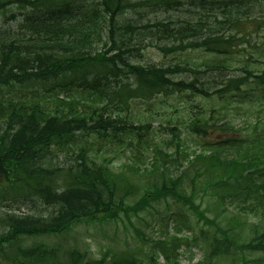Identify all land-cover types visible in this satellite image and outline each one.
Returning a JSON list of instances; mask_svg holds the SVG:
<instances>
[{"label": "trees", "instance_id": "16d2710c", "mask_svg": "<svg viewBox=\"0 0 264 264\" xmlns=\"http://www.w3.org/2000/svg\"><path fill=\"white\" fill-rule=\"evenodd\" d=\"M257 2L260 3L259 0H0V7L14 5L22 10L18 28L0 26V198L12 197L14 201L36 198L44 205L43 210L38 207L35 212L0 214V227H4L0 231V264H181L177 248H173L175 254L171 258L166 241H163L166 253L163 263L136 250L113 251L95 258L80 247L64 250L42 243L26 247L21 241L27 236L64 231L84 219L117 221L121 213L127 217L131 212L137 214L149 205L151 198L168 195L182 199L198 221L215 227L211 237L208 236L209 253L197 264L230 258L235 248L242 264H264V256L252 260L246 256L249 251H264V229H255L252 238L242 240L241 234H232L240 225L236 226L238 218L226 214L223 218L226 224L219 225L218 216L209 218L201 202L195 201L199 190L207 194L211 189L218 196L219 205L222 203L220 210H224L228 201L241 202L245 210H258L264 218L262 117L254 123L243 122L242 129L227 118H222L221 123L211 122L214 117L204 114L191 119L189 127L198 136L206 134L210 126L222 133L228 129L236 133L217 140L216 144L205 143L204 146L218 147L195 153L192 159L188 158L186 170L175 177L167 175L166 163L160 166L153 160L151 168L144 170L151 174L159 171L157 175L162 182L147 181L141 189L142 200L133 205L128 199L140 189L137 182L117 173L110 159L98 162L85 142L92 134L107 139L126 133L130 130L127 128H143L144 125L128 126L127 115L121 116L128 111L133 98L153 99L191 92L238 103L233 107L248 110L253 108V97L249 96L255 88H246L253 77L263 94L256 104L264 107V72L256 75L248 66L243 67L245 74L224 77L210 90L201 81L199 86L198 78L189 82L176 79L177 72L186 71L180 63L173 67L133 62L150 46L165 54L198 49L230 53L233 43L241 40V33L246 36L252 22L256 29H261L264 21L253 18ZM172 11L176 14H171ZM158 13L170 16L151 19V15ZM0 14L7 17L1 11ZM211 15L213 22H193L196 16L211 21ZM224 15L227 18L219 20ZM16 16L12 13L13 18ZM228 31L236 34H227ZM165 40L174 43L165 45ZM98 43H104L106 50H96ZM209 68L223 70L226 66L215 63ZM70 92L83 94L81 98L89 103L74 95L69 101L61 98V93ZM249 129V134L237 136ZM229 148L234 152L229 153ZM180 149L179 140L175 152L163 155L179 163ZM63 150L75 156L57 163V152ZM191 168L195 172L190 179L189 196L181 192L180 185L182 174ZM255 202L258 204L254 205Z\"/></svg>", "mask_w": 264, "mask_h": 264}, {"label": "rangeland", "instance_id": "374dc122", "mask_svg": "<svg viewBox=\"0 0 264 264\" xmlns=\"http://www.w3.org/2000/svg\"><path fill=\"white\" fill-rule=\"evenodd\" d=\"M254 10L257 11L253 18H257L260 22L264 21V0H259ZM0 11L7 14V17L0 14V26L12 25L18 28V20H21L22 10L14 5L0 7ZM172 11L171 14H176ZM12 13L16 14L15 18ZM158 13L151 15V19L169 18L170 15H161ZM167 16V17H166ZM176 16V15H175ZM211 21L206 17L193 18V22H213L214 17L211 15ZM219 20L227 18L226 15L218 17ZM243 19V18H242ZM244 20V19H243ZM196 21V22H195ZM260 26V25H259ZM261 29H256L255 23H251V29L245 37L233 43L229 49L230 53H207L203 49L186 50L165 54L156 46H150L142 51V55L133 58V62L144 66H180L186 68V71L177 72L176 79H185L187 82L195 78L199 79L197 84L201 83L213 90L218 86L224 77L245 74L243 67L248 66L256 75L264 72V23ZM227 34H236L235 31H228ZM165 45H172V40H165ZM96 50H106L104 43L96 44ZM219 63L224 64L226 69L214 70L209 65ZM256 78L251 77L246 90L255 88L250 91L252 109H237L234 105L238 103H227L217 97L207 98L202 95H195L191 92H184L183 95L174 94L170 96L159 95L153 99L133 98L130 100V108L128 111L121 113V116L127 115L128 126H141L139 130L135 128L108 136L107 139L98 138L97 134L86 137L85 142L90 146V155L97 159L98 162H104L106 159L113 161L111 167L117 173H123L130 179L137 182L140 187L134 197L128 199L129 204H135L143 194L141 189L145 187L147 181H156L161 183L162 177L157 174H151L144 170L146 167L151 168L150 163L155 160L156 164L162 166L166 163L168 169L167 175L172 177L178 176L188 166V158H193L195 153L209 152L218 146H204L208 141L216 144L217 140L235 135L236 131L228 129V132H221L214 127H207V133L198 136L192 132L189 127L191 119L197 115L204 114L206 117H214L211 122L221 123L222 118L229 119L238 129L243 128V122H255L259 116L264 119V107L257 105L259 98H262L261 89H258L255 83ZM201 81V83H200ZM257 89V90H256ZM251 90V89H250ZM81 98L84 95L79 92L61 93V98L69 101L71 97ZM257 96V97H256ZM82 101L84 100L81 98ZM100 103V102H99ZM251 104L250 102H248ZM101 104V103H100ZM216 109L215 111H212ZM221 115V116H220ZM116 116V115H115ZM251 121V122H250ZM251 128L250 126H245ZM260 127V126H259ZM143 132H149L144 134ZM248 131H241L237 136L249 134ZM142 134V135H141ZM180 140L181 149L179 150V163L173 162V159L167 158L163 153L175 152L178 141ZM74 147L79 145H73ZM233 148V147H232ZM230 149V151H229ZM227 149L229 153H233L234 149ZM99 151V153H98ZM56 162L70 161L72 152L66 150L57 152ZM188 154V157L186 156ZM190 156V157H189ZM182 163L183 165H180ZM145 167V168H144ZM140 169L136 171V169ZM195 168H191L182 174L180 190L182 193L189 195L192 193L190 179L194 177ZM145 174V175H144ZM143 176V177H142ZM148 176V177H147ZM200 180L198 181V183ZM216 194V193H215ZM140 197V198H139ZM195 201L201 202L202 208L207 210V216L213 219L218 216L217 223L226 224L223 221L224 216H234L238 218L239 226L232 233L242 235V240L248 241L255 234L254 230L263 231L264 218L263 215L256 210L251 212L243 208V203L228 201L224 210H220L222 203L219 205L218 196L214 195L213 190H209L207 194L199 190L195 194ZM257 205L258 203H253ZM248 206V205H247ZM44 205L36 198H28L27 200L14 201L12 197L7 199L0 198V214L6 212H15L25 214L35 212ZM263 210V208H261ZM0 227V231L3 230ZM204 232H203V231ZM215 227L210 223L197 219L194 213L189 209L186 203L173 195L166 197H153L149 205L139 211L137 214L132 213L129 217L124 213L120 214L117 221H93L84 219L83 221L74 223L69 229L58 233L27 236L21 241L24 246L42 243L47 245H56L64 250L80 247L95 258H100L104 254L121 250H136L139 254L147 257L153 255L156 262L163 263L166 260V253L163 252V241H166L168 253L171 258L174 256L173 248H177L179 261L181 264H197L202 261L209 253L208 236L214 233ZM176 238V239H175ZM246 256L252 260L264 256V251L258 250L247 252ZM208 264V263H206ZM212 264H242L237 248L232 250L230 258H214ZM253 264V263H251Z\"/></svg>", "mask_w": 264, "mask_h": 264}, {"label": "bare ground", "instance_id": "6f19581e", "mask_svg": "<svg viewBox=\"0 0 264 264\" xmlns=\"http://www.w3.org/2000/svg\"><path fill=\"white\" fill-rule=\"evenodd\" d=\"M188 1V0H187ZM177 7V6H176ZM174 9V8H173ZM208 9V8H207ZM175 23V22H174ZM220 31V30H219ZM126 52V51H125ZM90 73V72H89ZM127 80H128V78H127ZM133 80H135V79H133ZM131 81V80H130Z\"/></svg>", "mask_w": 264, "mask_h": 264}]
</instances>
